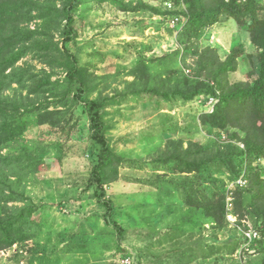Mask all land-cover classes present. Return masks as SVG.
<instances>
[{"label":"rangeland","instance_id":"374dc122","mask_svg":"<svg viewBox=\"0 0 264 264\" xmlns=\"http://www.w3.org/2000/svg\"><path fill=\"white\" fill-rule=\"evenodd\" d=\"M123 1L137 8L144 2L169 10L174 0ZM227 19L209 28L195 46L184 41V23L174 22L173 16L141 9L124 12L113 0H86L79 7L77 35L70 47L80 65L93 75L95 87L88 97L114 99L104 110L106 134L123 162L117 181L105 186L112 218L109 223L106 209L96 199L97 187L88 188L99 149L91 139L88 110L68 102L60 108V128L64 130L40 126L31 118L24 138L0 152L5 174L2 188L6 190L9 182L18 199L8 207L30 205L39 233L21 249L15 246L3 252L2 264H14L19 251L28 264H263L262 254L246 240L258 235L252 216L241 220L232 204L225 227H217L204 213L185 205L180 191L184 176L158 164L173 152L174 141L182 140L184 149L190 143L224 149L236 143L233 131H211L201 123V116L212 113L215 104L166 102L133 93L147 87L151 74L170 79L178 68H184L187 75L195 73L197 47L200 53L216 49L223 61L231 54L238 56V71L229 76L232 83L246 81L253 71L259 74L258 53L250 34ZM56 39L60 41V36ZM187 48L192 52L185 56ZM175 58L177 68L172 62ZM25 63L32 64L35 74L41 75L45 69L53 83L61 81L58 89L63 92L66 75L62 69L50 71L34 56L20 65ZM32 99L35 108L45 109V96ZM197 182L207 199L222 192L231 199V192L240 182L244 184L242 178L234 181L221 165L206 168ZM5 207L0 200V213L7 211ZM114 223L125 229L123 241L118 239ZM237 239L240 245L233 252Z\"/></svg>","mask_w":264,"mask_h":264},{"label":"trees","instance_id":"16d2710c","mask_svg":"<svg viewBox=\"0 0 264 264\" xmlns=\"http://www.w3.org/2000/svg\"><path fill=\"white\" fill-rule=\"evenodd\" d=\"M263 1L174 0L171 4L173 10H162L144 2L137 8L127 6L123 0H113L124 12L141 9L158 16H173L174 22L184 23V41L195 46H198L207 30L224 20V17L250 34L251 44L258 53L260 70L259 74L254 71L248 73L246 81L232 83L229 79L230 74L238 71V56L231 54L223 61L216 49L208 48L200 53L197 47L193 69L195 73L187 75L184 68H178L171 76L176 84L162 74H151L145 82L147 87L133 93L137 96L150 94L166 102L190 103L199 100L207 103L214 100V111L203 114L201 123L211 131H233L236 143L225 146V149L190 143L184 149L182 140L174 141L171 142L174 144L173 152L159 159L158 164L169 166L184 176L185 182L180 191L183 192L185 205L191 210H198L200 214L204 213L208 221L219 228L225 227L230 215V197L228 193L222 192L214 195V199H207L197 181L206 168L220 165L231 172L234 181L242 178L244 184H239L231 192L233 208L241 220L252 216L256 221L257 237L246 240L264 258V166L259 164L264 163ZM85 2L86 0H0V152L13 148V145L24 138L31 118H35L36 124L40 126L49 125L51 129L64 130L60 128L63 115L60 108L68 102L84 105L88 110L91 139L99 147L98 163L92 169L88 188L97 187L96 199L106 209L107 221L110 223L112 202L107 198L105 186L117 181L123 158L115 153L106 134L108 127L104 110L114 99L88 97L93 91L92 87H95L92 85L93 75L80 65L77 55L70 47L77 35L76 12ZM182 24H179L180 27ZM58 35L60 41L56 39ZM191 52V48H187L185 56ZM29 56H34L41 64L49 67L50 71L63 70L66 75L63 92L58 89L62 85L61 81L53 83L45 69H42L41 75H37L32 71L31 63L20 65ZM172 62L177 68L178 59L175 58ZM151 80L154 81L153 86ZM40 95L47 98V105H42L45 109L33 106L35 100L32 98ZM50 107L53 109L50 110ZM4 175L0 166V200L6 203L7 208L6 212L0 213V255L15 246L19 247L18 250L21 249L39 234L34 229V211L30 205L8 207L9 203L18 199L14 197V187L9 182L6 190L2 188L1 176ZM113 226L118 239L123 241L125 229L118 223ZM239 242V239L234 241L233 252L238 250ZM22 254L21 251L16 254L14 264H28L24 263Z\"/></svg>","mask_w":264,"mask_h":264},{"label":"built area","instance_id":"2783aa9c","mask_svg":"<svg viewBox=\"0 0 264 264\" xmlns=\"http://www.w3.org/2000/svg\"><path fill=\"white\" fill-rule=\"evenodd\" d=\"M211 101H212V104H213V103H214V100L212 99ZM240 184H242V182H240ZM230 206H232L231 199L228 200V209L230 208ZM255 237H257V234H256ZM252 238H253V237H251V239H252ZM129 264H130V262H129Z\"/></svg>","mask_w":264,"mask_h":264}]
</instances>
